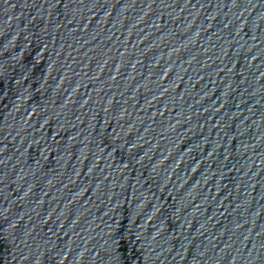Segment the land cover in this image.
<instances>
[{"label":"water","instance_id":"1","mask_svg":"<svg viewBox=\"0 0 264 264\" xmlns=\"http://www.w3.org/2000/svg\"><path fill=\"white\" fill-rule=\"evenodd\" d=\"M0 264H264V0H0Z\"/></svg>","mask_w":264,"mask_h":264}]
</instances>
